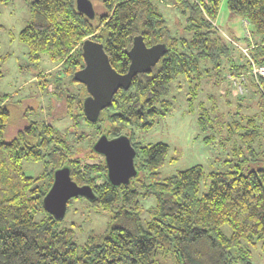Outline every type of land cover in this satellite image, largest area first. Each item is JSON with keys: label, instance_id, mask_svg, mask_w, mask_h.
Returning <instances> with one entry per match:
<instances>
[{"label": "trees", "instance_id": "16d2710c", "mask_svg": "<svg viewBox=\"0 0 264 264\" xmlns=\"http://www.w3.org/2000/svg\"><path fill=\"white\" fill-rule=\"evenodd\" d=\"M100 1L107 12L94 22L77 10L76 0H29L30 20L18 38L32 64L45 57L56 65L57 72L41 74H53L41 86L56 99L46 118L31 120L33 107L22 108L21 125L7 139L10 96L0 92V264H253L252 248L264 244V165L255 163L264 153V133L243 108L246 97L258 94L264 117V74L255 70L264 65V0H224L230 15L241 19L243 37L216 24L223 0ZM164 2L179 14L181 34L169 26ZM136 34L146 45L164 43L165 53L127 89L119 88L96 121L88 120L82 109L86 88L72 77L84 65L82 41L101 42L122 73ZM61 77L72 87H62ZM177 95L192 103L205 141L231 142L229 159L207 172L203 191L201 164L161 177L167 144L137 140L138 131L151 129L171 110ZM62 118L69 124L59 131L54 120ZM102 133L130 138L138 173L128 184L108 181L104 157L92 149ZM24 161L43 163L42 172L26 174ZM63 165L96 195L67 204L81 198L109 214L103 231L81 244L72 227L62 226L64 218L56 219L42 203L54 170ZM151 196L154 204L142 216L139 198Z\"/></svg>", "mask_w": 264, "mask_h": 264}, {"label": "rangeland", "instance_id": "374dc122", "mask_svg": "<svg viewBox=\"0 0 264 264\" xmlns=\"http://www.w3.org/2000/svg\"><path fill=\"white\" fill-rule=\"evenodd\" d=\"M91 1L95 11L93 20L95 22L97 16L106 13L107 9L100 0ZM164 4L169 13L167 15L169 26L173 31L181 34L179 14L176 13L174 8L170 9L169 3L164 2ZM30 16L29 0H10L0 5V24L2 25L0 28V53L3 56V59H0V92L10 96L9 105L11 108L6 134L7 139L12 137L20 122L22 108L27 105L33 107V111L27 114V118L31 120L46 118L51 111L52 99H56L55 94H52L50 89L41 86L44 78L49 82H52L53 78V74H46L45 76L41 74L48 71L54 73L56 65H53L45 57L37 64H32L28 59L26 45L18 38L19 31L28 24ZM215 22L226 32L232 30L236 37H243L244 35L241 19L230 15L224 0L221 3ZM177 27L178 29L175 30ZM223 34L226 37L228 36V33L223 32ZM234 43L243 46L241 42ZM244 49L243 52L246 53L247 48ZM59 74L61 73L59 72L58 76ZM64 78L61 77V85L62 87H68L69 85L66 84ZM258 99V94L252 95L251 98L246 97L244 100L246 108H243L245 109L243 113L254 118L259 125L261 124L260 126L263 128L261 130L264 133V117L257 104ZM220 106H223L222 102H220ZM194 109H192V103L189 100L183 98L182 95H177L171 110L166 115L159 117L151 129L138 131L139 139L137 140L142 144L156 142L167 144L166 160L159 169L161 177L175 174L179 170L194 164H201L204 176L200 190L203 191L207 189L209 181L207 172L223 168L224 165L221 162L224 159H229L231 142L223 144L218 139L211 140L212 142L205 141L204 136L206 134L198 128L196 110ZM54 124L59 131H62V128L69 124V120L66 118L56 119ZM85 128L87 129L88 126L86 125ZM81 130V127H77L76 134ZM262 137L260 146L264 147V134ZM255 163L264 165V153L256 159ZM253 166H256V164H253ZM23 168L26 174L35 176L42 172L43 163L24 161ZM139 200L141 214L145 216L147 209L154 204V198L151 196L139 198ZM67 205L62 226L67 225L73 228L76 243H83L91 233L101 232L105 228L109 214L94 209L86 200L81 198L72 199ZM252 249V263L264 264V244L258 243Z\"/></svg>", "mask_w": 264, "mask_h": 264}, {"label": "water", "instance_id": "95a60500", "mask_svg": "<svg viewBox=\"0 0 264 264\" xmlns=\"http://www.w3.org/2000/svg\"><path fill=\"white\" fill-rule=\"evenodd\" d=\"M76 8L88 18L95 16L91 0H76ZM165 51L164 43L146 45L143 36L136 34L127 51L128 68L121 73L111 65L101 42L84 39L81 43L84 65L75 70L72 77L74 81L82 83L87 91L82 100L85 117L96 121L101 110L110 105L114 93L119 88L127 89L137 73L149 72ZM92 149L103 155L107 179L112 185L128 184L138 173L134 164L135 149L126 134L109 138L102 133L94 141ZM76 196L88 200L96 198L91 186L76 183L70 175L69 167L63 165L53 172L52 183L42 199L43 207L56 219H62L68 200Z\"/></svg>", "mask_w": 264, "mask_h": 264}, {"label": "built area", "instance_id": "2783aa9c", "mask_svg": "<svg viewBox=\"0 0 264 264\" xmlns=\"http://www.w3.org/2000/svg\"><path fill=\"white\" fill-rule=\"evenodd\" d=\"M243 51H245V49L243 48ZM255 70L258 71L260 74H264V65L263 66H259V67H255ZM240 91H242V88H239Z\"/></svg>", "mask_w": 264, "mask_h": 264}]
</instances>
